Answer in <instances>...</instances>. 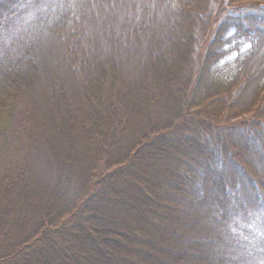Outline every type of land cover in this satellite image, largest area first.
<instances>
[{
	"label": "trees",
	"instance_id": "1",
	"mask_svg": "<svg viewBox=\"0 0 264 264\" xmlns=\"http://www.w3.org/2000/svg\"><path fill=\"white\" fill-rule=\"evenodd\" d=\"M239 1L0 0V264H264V2Z\"/></svg>",
	"mask_w": 264,
	"mask_h": 264
},
{
	"label": "rangeland",
	"instance_id": "2",
	"mask_svg": "<svg viewBox=\"0 0 264 264\" xmlns=\"http://www.w3.org/2000/svg\"><path fill=\"white\" fill-rule=\"evenodd\" d=\"M259 2H264V0H240L239 2H237L238 4L239 3H241V4H244V3H259ZM263 96H264V93L262 94ZM32 99H33V101H34V103L36 102V99H37V97H32ZM45 106H46V110L47 111H49V110H51L50 109V102H49V99H45ZM26 104V98L25 97H22V98H20V99H18L17 100V106H16V115H15V119H14V122H13V125H12V128H11V130L10 131H8L7 133H6V135H4V139H3V141L5 140V138H6V141L8 142V144H10L11 146H10V150H11V148L13 149L14 147H15V145L18 143V142H20V140H21V137H20V134H19V132H20V129H21V127H22V129H24V118H23V110H22V106L24 107V105ZM253 116V112H251V113H248V114H246V115H244V116H242V118H241V120H245V119H250L251 117ZM39 119H41V117H39ZM49 120H51V121H53V117L51 118V119H49ZM59 131H61L60 129H59ZM52 137L54 138V140L56 139L57 140V138H58V136L55 134V132H53L52 133ZM0 142H2V139L0 138ZM5 142V141H4ZM21 143V142H20ZM67 148V147H66ZM56 154L57 155V153L58 152H53V154ZM60 153V152H59ZM67 153V150L65 149V151H63V153H60V155H64V154H66ZM54 154V155H55ZM58 156V155H57ZM46 171V170H45ZM34 172V171H33ZM37 182H40V181H42V178H38L37 180H36ZM39 185H40V183H39ZM39 191H40V188H34L33 189V194L34 193H39ZM201 231H199V233H200Z\"/></svg>",
	"mask_w": 264,
	"mask_h": 264
},
{
	"label": "snow or ice",
	"instance_id": "3",
	"mask_svg": "<svg viewBox=\"0 0 264 264\" xmlns=\"http://www.w3.org/2000/svg\"><path fill=\"white\" fill-rule=\"evenodd\" d=\"M249 47H250V45H249Z\"/></svg>",
	"mask_w": 264,
	"mask_h": 264
}]
</instances>
